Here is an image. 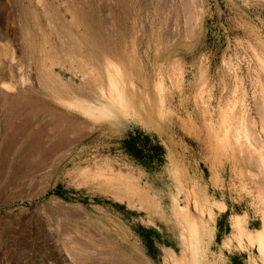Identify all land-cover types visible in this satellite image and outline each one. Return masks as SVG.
<instances>
[{
    "label": "rangeland",
    "instance_id": "rangeland-1",
    "mask_svg": "<svg viewBox=\"0 0 264 264\" xmlns=\"http://www.w3.org/2000/svg\"><path fill=\"white\" fill-rule=\"evenodd\" d=\"M263 89L264 1L0 0V264H264Z\"/></svg>",
    "mask_w": 264,
    "mask_h": 264
},
{
    "label": "bare ground",
    "instance_id": "bare-ground-1",
    "mask_svg": "<svg viewBox=\"0 0 264 264\" xmlns=\"http://www.w3.org/2000/svg\"><path fill=\"white\" fill-rule=\"evenodd\" d=\"M244 1H249V0H244ZM251 1V0H250ZM263 1L264 0H252V2H261V3H263ZM167 4V3H166ZM165 7V6H164ZM180 7V6H179ZM52 8V7H51ZM168 8V7H167ZM169 8H172V6H170ZM180 9H181V7H180ZM184 9V8H183ZM186 9V8H185ZM167 10V9H166ZM169 10V9H168ZM172 10H173V8H172ZM183 11V10H182ZM173 12H174V10H173ZM193 14V13H192ZM52 15V14H51ZM54 15V14H53ZM182 20V19H181ZM178 26V25H177ZM175 28V27H174ZM3 39V38H2ZM80 39V38H79ZM78 41H80V40H78ZM83 40L81 39V42H82ZM103 52V51H102ZM86 55V54H85ZM95 56V55H94ZM82 58V57H81ZM83 60H93V58H90V56H85L84 57V59ZM91 62H93V63H95V61L93 60V61H91ZM114 68V67H113ZM108 69V68H107ZM110 69H111V67H110ZM115 69V68H114ZM111 73V72H110ZM115 73H116V70H115ZM108 74V73H107ZM45 75H43V79H45V81H46V83H47V85H51V86H54L53 85V82H56V80L55 79H53L52 77H51V75H47V79H46V77H44ZM115 76V75H114ZM120 77V76H119ZM114 78V77H113ZM114 80H116V79H114ZM117 80H119V79H117ZM110 81V80H109ZM110 83H111V81H110ZM108 84V83H107ZM114 84V83H113ZM109 85V84H108ZM112 85V84H111ZM110 86V85H109ZM55 87V86H54ZM106 88H107V85H106ZM109 88V87H108ZM107 88V89H108ZM112 88H113V86H112ZM116 88V87H115ZM105 90V89H104ZM111 90V89H110ZM115 90V89H114ZM119 91V90H118ZM106 92H107V90H106ZM109 92V91H108ZM107 92V93H108ZM113 92V91H112ZM105 93V92H104ZM111 94V93H110ZM113 94V93H112ZM114 94H115V92H114ZM262 94H263V97H262V105H260V106H264V89H263V91H262ZM115 96H119V95H117V94H115ZM113 98H115V97H113ZM115 101H116V99H115ZM118 101V100H117ZM116 101V102H117ZM264 108V107H263ZM260 112H261V114H260V117H261V120H262V123H263V132H264V111L262 110V108L260 109ZM255 132V131H254ZM244 134V133H243ZM254 140L256 141V140H258V139H255L254 138ZM256 143H257V141H256ZM251 145H248V143L246 142V144H244L243 143V147H244V149L242 150L243 152H245V154L247 155V153H250V156L249 157H251L252 155H253V157L255 158V160L257 159V161L259 162V166L258 167H260L261 165H263V157H262V155L260 154L261 153V151L260 150H257V145L255 146V148L256 149H253L254 151H251V152H249V147H250ZM123 181V180H122ZM258 243H259V248H261V250L262 251H264V236H260L259 235V238H258Z\"/></svg>",
    "mask_w": 264,
    "mask_h": 264
}]
</instances>
